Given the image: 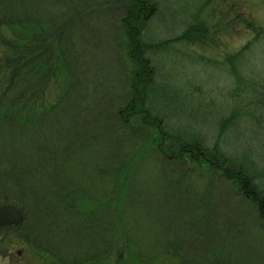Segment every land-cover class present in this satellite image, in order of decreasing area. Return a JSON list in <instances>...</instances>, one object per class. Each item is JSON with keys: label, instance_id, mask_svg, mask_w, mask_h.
Instances as JSON below:
<instances>
[{"label": "rangeland", "instance_id": "1", "mask_svg": "<svg viewBox=\"0 0 264 264\" xmlns=\"http://www.w3.org/2000/svg\"><path fill=\"white\" fill-rule=\"evenodd\" d=\"M106 1L26 0L19 7L72 64L73 28L68 20L77 11L70 8L80 2L101 8L90 13L87 25L90 53L98 52L103 59H98L100 69L89 70L85 79L94 83L100 110L110 108L112 98L119 107L133 101L134 115L128 119L136 124L135 133L114 128L106 132L104 118L93 124L84 114L74 130L63 125L59 133L65 141L49 138L46 132L52 130L44 120L53 114L42 113L57 96L56 78L35 105L25 104V95H20V108L9 117L3 113L10 110L0 105L1 171L24 154L20 162L30 173L24 176L33 190L29 192L38 194H16L2 184L0 203L18 199L30 208L71 182L79 197L73 209H100L95 218H102L94 236L82 242L78 238L73 245L72 237L60 236L57 228L34 224L37 214L27 209L29 228L41 226L39 232L0 230V264H75L73 258L84 257L78 264H264V217L259 211L260 200L264 204V0H143L141 10L131 16L104 11ZM116 1L139 6V0ZM5 9L3 5L0 14H13ZM113 17L119 24L124 19L125 27L112 23ZM10 30L1 24L0 38ZM35 42L41 44L40 39ZM53 49H38L35 62L52 64L57 60ZM2 50L0 45V54ZM28 110L39 119L26 118L31 116ZM111 115L116 127L121 117ZM72 132L76 137L70 140ZM91 133L93 139H86ZM34 138L41 147L37 154L29 145ZM216 162H223L220 169L212 165ZM224 166L232 167L233 177L222 175ZM112 169L120 175L126 171L127 182L121 177L115 183ZM243 186L253 193L242 192ZM112 196L107 210L98 207ZM103 211L110 219L107 228H113L124 246L111 262L104 260Z\"/></svg>", "mask_w": 264, "mask_h": 264}, {"label": "trees", "instance_id": "2", "mask_svg": "<svg viewBox=\"0 0 264 264\" xmlns=\"http://www.w3.org/2000/svg\"><path fill=\"white\" fill-rule=\"evenodd\" d=\"M26 0H0V9L3 5L6 6L7 10L13 11V14L8 16V14H0V17L2 21H0V25L3 24V26H10L12 27V31L10 30L9 34H4L0 38V45L2 46V54H0V105H3L5 110H10L6 113H3L4 117H9L10 115L14 114L13 110H18L20 108V95L23 99L21 101H25V104L27 105H35L36 101L38 102V98L44 96L46 91H48V84L51 82L52 78H56L57 82V96L53 102H47V109L45 112L42 113H50L52 112L53 116L50 117L47 121L48 131L52 130V133H48V137L55 140L56 138L64 139V134H60L59 131L64 127L63 125L67 124L70 126L73 130L77 128L79 119H81L84 114L91 118L93 124L99 121L100 117L105 119L106 127L105 130L108 132L109 130L113 129L115 132L128 129L130 132L135 133L134 129V118L131 120L128 119L130 115H134V103L133 101L128 103L127 101L123 103L122 106H117L119 103H116L115 99L112 98L111 100V107L106 109H99V97L96 94L94 83L92 80L85 79L87 76V72L89 70H93L95 73V69H100V63L102 60V56L99 57L98 52L90 53V43H89V37L91 33L88 30L87 23H91L92 18H90V13L97 11V9L102 10L101 8H91V7H83L81 2L75 3L72 8H70L71 12L75 13V15L72 18H69L68 24H72L73 33L71 34V58L73 59V64L70 62V60L65 59V54L62 52L63 50L61 48H58L60 46H56L54 44H48L47 39L48 37L45 36V34L42 32L45 31V29L40 28L38 26V23L34 25L33 19L34 17H31L30 19L26 18L23 15V12H21V9L19 8L20 5L23 4ZM137 2V1H136ZM135 2V4H136ZM57 4H60L59 2H56ZM139 6L137 5L134 7L130 3L122 4L121 6L118 5L116 0L110 1L107 0L105 2V9L104 11H109L111 9H116V11L121 12L124 11L125 15L131 16L132 13H137L139 10H141L142 5L145 4L143 0L138 1ZM117 7V8H114ZM93 9V10H92ZM103 11V10H102ZM66 12V11H65ZM115 12V11H114ZM27 16V15H26ZM125 17V16H124ZM122 17V18H124ZM76 21V23H73V21ZM107 20V19H106ZM113 20V21H112ZM108 21V20H107ZM112 23L116 25H123L124 19L121 20L119 24L118 18H111ZM111 21L109 23H111ZM8 24V25H7ZM108 24V23H107ZM193 29V27H190ZM261 27L258 28V33L260 34ZM130 30V29H129ZM200 30L197 28L195 31ZM201 31V30H200ZM190 30H188V33L186 32L183 34L182 37L185 35H189ZM264 32V31H263ZM262 32V33H263ZM43 38H40V37ZM86 38V39H85ZM36 39L41 40V44H38L35 42ZM180 39V37H179ZM81 40V42L79 41ZM77 43L78 46H76L75 43ZM53 45L57 60H53L52 64L46 63L42 61V64L36 63V51L38 49H42L43 51L46 48L51 47ZM136 51L137 47L134 48ZM139 53V51H138ZM46 60L50 61V57L46 56ZM103 59V58H102ZM134 63L136 66L138 63L136 60H134ZM139 64H142L144 68L147 67V63L145 61H141ZM80 66H87L86 68H83L80 70ZM139 68V65H138ZM143 68V69H144ZM142 69V70H143ZM77 71V75H73L74 72ZM138 72V70H137ZM99 75V74H98ZM96 76V75H94ZM61 80V81H60ZM35 85L37 86L35 88ZM4 101H7L8 103L5 104ZM19 101L18 106L16 107V103ZM142 102H145L144 98ZM119 107V108H118ZM29 114L31 116H26V118L30 119V121H36L39 119V117H34V112L32 110H28ZM111 114H116L120 116V119H116V122H120L119 124L125 125L120 126L119 124L114 127V123H112L113 116ZM123 115V116H122ZM132 115V116H133ZM115 118V117H114ZM34 119V120H33ZM111 121V122H110ZM38 128H40V131L43 133L42 127L39 125ZM76 132V131H74ZM72 132V134L69 135L70 140L74 136L76 137L75 133ZM44 135V134H43ZM47 135V134H46ZM90 136H93V134H88L85 136L86 139H89ZM193 137V136H191ZM13 138L20 142L17 137ZM93 138L91 137L90 140ZM31 144L30 148H35L40 150L37 145L35 138L30 141ZM185 145V144H184ZM189 146H186V148ZM17 148H15L16 150ZM22 147L19 148L21 151ZM190 149H193V147H190ZM201 148H196V150L200 151ZM64 152L66 153L67 149L63 147ZM160 151V150H158ZM189 152L191 150H188ZM162 152V151H160ZM25 153V152H24ZM165 153V152H164ZM37 154V153H36ZM47 154V153H45ZM60 154V153H59ZM161 154V153H160ZM169 154V153H168ZM182 155V152L179 153ZM194 154V153H193ZM24 155V154H23ZM22 155V156H23ZM48 155V154H47ZM62 155V154H60ZM112 154H109V156ZM113 154L112 156H114ZM21 156V157H22ZM171 157L175 155H170ZM20 157V158H21ZM181 157V156H180ZM178 157V158H180ZM20 158L14 162L13 164H9V162L6 163L7 167H5V171H1L0 168V177L1 182L0 186L3 184L4 188L11 189L14 191V193L19 194L24 192L26 195L31 194L33 197H37L38 195L35 192H29L33 191L31 189V186L28 183V180L25 177H28L30 174L27 172V168L25 167V164L20 162ZM111 161V160H110ZM132 165V164H131ZM130 165V166H131ZM212 165L215 166L216 170L220 169L223 165L222 163H213ZM10 166V167H9ZM130 166L126 168V171L130 169ZM232 167L227 168L226 166L223 167L222 175L225 176V178L233 177V173L235 171H231L230 169ZM10 169V170H8ZM24 171V174L22 173ZM116 171L115 175L113 176L114 182L117 183L119 178L123 177L125 183L127 182V174L126 171L123 173V175H120L117 171L118 169H112L110 173H114ZM212 171V169H210ZM238 175L241 173L236 172ZM8 176V179H5V177ZM25 176V177H24ZM65 178L63 179L64 182ZM31 181V180H30ZM62 182V183H63ZM113 183V185L115 184ZM67 186V187H66ZM72 184L71 182L63 183L61 187L54 191V193L50 196H43L42 198H39L38 200H35L37 202L36 204H32V206L26 207L21 206L18 199L15 201L11 200V203H14L18 206H21L23 209V219L20 222L19 225L16 227L22 228L23 227V235L31 234L36 235L39 232L40 227L42 226V223L44 226L43 229L47 228H57V233H59L60 236H71V244L76 245L77 240L82 242L84 238L94 236V226L96 225V222H98V218L102 219L101 217L95 218V213L97 210L95 209L94 213L85 211H79L75 210L76 204H77V198H79L78 194H74L73 188H71ZM241 187V186H240ZM246 187L243 186L241 191L244 193L252 194V189H245ZM19 196V195H18ZM20 197V196H19ZM115 197V196H114ZM114 197L107 198L103 200L102 203H99L98 207L104 206V209H108V207L111 205V203L114 201ZM255 201L256 198L254 197ZM7 200V199H6ZM6 202H10L7 200ZM19 203V204H18ZM25 203V202H24ZM72 209H68V208ZM27 209H31L33 214H37L36 218L34 217V224H41L40 227L34 226L33 228H29V221L30 216L28 215ZM29 210V212L31 213ZM259 211L261 215L264 217V204H262L261 200L259 202ZM104 213V211H103ZM87 214H91L90 216ZM104 233H105V239L104 246H105V256L104 260L106 262H111L116 259L117 255H120L122 253V250H124V246L119 244L117 234L115 232H112V227L107 228L108 221L110 219L106 218V214L104 213ZM57 220L64 221V225H58L59 223ZM106 221V223H105ZM39 222V223H38ZM90 223V226L88 225ZM110 224V223H109ZM26 241H34L30 240L27 237H24ZM118 253V254H117ZM94 257V256H93ZM59 260H62L59 258ZM87 258H81L77 260V258L74 260L72 259L71 263L78 264L79 261H86Z\"/></svg>", "mask_w": 264, "mask_h": 264}, {"label": "water", "instance_id": "3", "mask_svg": "<svg viewBox=\"0 0 264 264\" xmlns=\"http://www.w3.org/2000/svg\"><path fill=\"white\" fill-rule=\"evenodd\" d=\"M23 217L22 209L12 203H0V227L18 224Z\"/></svg>", "mask_w": 264, "mask_h": 264}, {"label": "flooded vegetation", "instance_id": "4", "mask_svg": "<svg viewBox=\"0 0 264 264\" xmlns=\"http://www.w3.org/2000/svg\"><path fill=\"white\" fill-rule=\"evenodd\" d=\"M5 228H10V227H1L0 230L5 229Z\"/></svg>", "mask_w": 264, "mask_h": 264}]
</instances>
